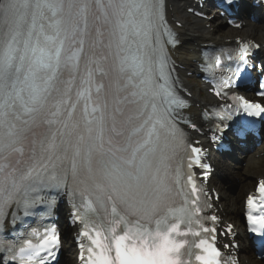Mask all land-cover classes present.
<instances>
[{
  "label": "snow or ice",
  "instance_id": "6c2138e0",
  "mask_svg": "<svg viewBox=\"0 0 264 264\" xmlns=\"http://www.w3.org/2000/svg\"><path fill=\"white\" fill-rule=\"evenodd\" d=\"M223 3L231 7L234 0ZM256 3L264 7V0ZM179 42L168 26L166 0H0V264H51L59 248L54 227L43 235L17 232L7 248L3 233L22 219L21 211L23 217L52 215L61 193L79 194L89 209L93 197L110 205L107 223L74 213L90 241L80 245L82 264H182L187 241L174 236H200L190 225L203 208L194 175L183 184L180 164L175 190L169 183L167 150L175 155L190 148L187 167L207 166L200 163L202 148L188 143L180 126L196 130L177 112L185 102L174 87L167 45ZM249 48L241 43L240 63L226 85H246ZM259 71L256 95L264 99V63ZM110 74L115 78L107 87L97 81ZM230 98L239 105L237 114L242 108L264 119V103ZM226 118L231 114L220 117ZM253 130L235 125L239 137ZM187 185L190 194L183 191ZM174 191L183 197L178 206L170 202ZM258 193L264 195V180ZM185 223L188 232L181 231ZM199 227L210 239L195 245L203 253L195 259L220 264L215 228ZM25 235L39 238L20 240Z\"/></svg>",
  "mask_w": 264,
  "mask_h": 264
},
{
  "label": "bare ground",
  "instance_id": "6f19581e",
  "mask_svg": "<svg viewBox=\"0 0 264 264\" xmlns=\"http://www.w3.org/2000/svg\"><path fill=\"white\" fill-rule=\"evenodd\" d=\"M179 2H180V0H171V3H172L173 8H174L173 13L176 16L179 13V5L177 4ZM185 5L186 4H183L181 7H183ZM180 14H182V13H180ZM179 18H183L186 20V22H188L187 23V30L185 32H183V33H187V34H184L183 36L185 38H187L186 40H188V41L196 40L199 37H201L199 39H203V40H207V38H211L214 40H218V39L226 40V39L231 38V36H232L231 35L232 32L230 33V32H226L223 30L222 23H220L219 21H217L211 25L212 31L210 32L209 30H205V29H202L201 27H199V25L197 23L189 22L188 18L184 17L183 15H180ZM241 35L252 37L258 41H263L264 40V23H256V24L247 23L245 26V29L242 31ZM180 58L182 60H184V54L183 53H181ZM202 102H204V99H200V97H198V103H202ZM263 151H264V145L257 148L254 155L248 156V163H249L250 167L255 168V167H257V164L262 163L261 160H255L254 157L257 154L260 155L261 153H263ZM223 173H224V169H221V171L219 172V176L217 178V181H220V184H222L224 186V185H226L227 181H226V178L223 177ZM250 175L252 177L253 174L251 173ZM237 199L229 194L226 197H224L222 204L224 205V208H225L224 212H225L226 216L228 217V219L230 221H233V222L238 224V222H239L238 217L236 216V214L233 213V212H235V210L238 206L237 205ZM238 202H240V201H238ZM71 249H72L71 243L69 241H67L65 251H67V253L69 254ZM67 263H69L68 260H67Z\"/></svg>",
  "mask_w": 264,
  "mask_h": 264
},
{
  "label": "rangeland",
  "instance_id": "374dc122",
  "mask_svg": "<svg viewBox=\"0 0 264 264\" xmlns=\"http://www.w3.org/2000/svg\"><path fill=\"white\" fill-rule=\"evenodd\" d=\"M235 168H237V167H235ZM263 170H264V168H263ZM231 175L229 176L230 178L229 179H232V177H233V175L232 174H234V172H232V173H230ZM234 182V181H233ZM243 187H239V189L237 190V192H236V195L235 196H237V198H239V196L242 194V197H240L241 198V200H242V198H243ZM241 203H239L238 204V206L240 205ZM70 258H71V255H70ZM69 259V258H68ZM67 264V263H66ZM71 264V263H70Z\"/></svg>",
  "mask_w": 264,
  "mask_h": 264
}]
</instances>
